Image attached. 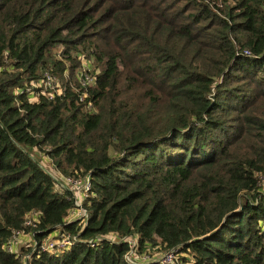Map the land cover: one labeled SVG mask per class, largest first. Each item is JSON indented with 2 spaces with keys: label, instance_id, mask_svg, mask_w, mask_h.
Masks as SVG:
<instances>
[{
  "label": "trees",
  "instance_id": "1",
  "mask_svg": "<svg viewBox=\"0 0 264 264\" xmlns=\"http://www.w3.org/2000/svg\"><path fill=\"white\" fill-rule=\"evenodd\" d=\"M260 177L264 0H0V264H264Z\"/></svg>",
  "mask_w": 264,
  "mask_h": 264
},
{
  "label": "built area",
  "instance_id": "2",
  "mask_svg": "<svg viewBox=\"0 0 264 264\" xmlns=\"http://www.w3.org/2000/svg\"><path fill=\"white\" fill-rule=\"evenodd\" d=\"M247 51H245L246 53ZM82 66H86V64H82ZM85 80L89 81L90 79L85 76ZM60 186L65 187L69 193L71 194L72 198V205L73 209L70 213V220H81L85 219L87 217V211L82 207L81 201L83 198H85L88 195V191L90 188L89 184V178L88 177H80V179H71L69 177L64 178V180L59 183ZM259 185L261 188L264 189V177H260ZM27 223H29V220H27ZM32 235V234H31ZM57 234L50 233L46 236L45 239L41 241L34 240L33 238H28L30 241V248L31 250L24 255L23 262L24 264H27L29 254L32 250H34L36 247L39 248L40 251H64V249H68L70 245H72L73 241L76 239V236L74 234L70 233H64L59 234L58 237ZM22 233L20 231H16L12 234L10 237V240L6 244L7 251H16V247L18 246V243L21 242ZM109 239L113 242L118 241H125L127 245L129 246V250L124 255V258L127 262H132L131 256L133 253V249L135 247V239L133 236H118V235H110ZM27 240V241H28ZM175 259V252H166L165 254H160L159 258L156 260L160 264H173Z\"/></svg>",
  "mask_w": 264,
  "mask_h": 264
},
{
  "label": "rangeland",
  "instance_id": "3",
  "mask_svg": "<svg viewBox=\"0 0 264 264\" xmlns=\"http://www.w3.org/2000/svg\"><path fill=\"white\" fill-rule=\"evenodd\" d=\"M84 64H86V65H88V66H92V64H91V62H90V60H84V62H83ZM90 69H92V67H90ZM82 70V69H81ZM69 218H70V216H69ZM159 254L156 256V259L157 258H159Z\"/></svg>",
  "mask_w": 264,
  "mask_h": 264
},
{
  "label": "crops",
  "instance_id": "4",
  "mask_svg": "<svg viewBox=\"0 0 264 264\" xmlns=\"http://www.w3.org/2000/svg\"><path fill=\"white\" fill-rule=\"evenodd\" d=\"M20 243H18L17 245H19Z\"/></svg>",
  "mask_w": 264,
  "mask_h": 264
}]
</instances>
